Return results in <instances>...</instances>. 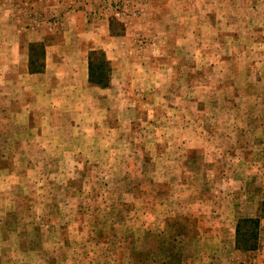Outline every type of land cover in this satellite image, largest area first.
<instances>
[{"label":"rangeland","instance_id":"374dc122","mask_svg":"<svg viewBox=\"0 0 264 264\" xmlns=\"http://www.w3.org/2000/svg\"><path fill=\"white\" fill-rule=\"evenodd\" d=\"M6 23L53 75L0 113V264H264V0H0Z\"/></svg>","mask_w":264,"mask_h":264},{"label":"crops","instance_id":"0c3cea01","mask_svg":"<svg viewBox=\"0 0 264 264\" xmlns=\"http://www.w3.org/2000/svg\"><path fill=\"white\" fill-rule=\"evenodd\" d=\"M8 13L7 16L2 17L7 21V17L11 14L8 10H5ZM80 14V13H79ZM76 13V17L83 18ZM7 18V19H6ZM84 19V18H83ZM12 20V19H11ZM85 20V19H84ZM82 27H72V29L67 33H72L71 39L68 41L69 45L73 48L79 47V51L84 47L85 36L91 31H95V29L88 24L87 22V30L84 31L86 26V21H83ZM5 29L0 26V113L6 112V107L9 103L16 100H22V93L26 90L28 85L31 88H34L36 91L41 90L43 87L39 82L41 78H46L48 75H53L52 64L48 62V54L46 55V62L43 68H34L37 63L36 56V48L40 47L38 42V38L31 40L29 42L25 41V30L23 27L14 26L12 24H4ZM100 28H107L109 31V22L104 21L99 23ZM69 29V28H67ZM1 34L3 37H1ZM37 35V33H36ZM92 52V53H91ZM75 53L74 55H76ZM93 51H86L79 53L81 57V70L82 73L79 77L80 86L83 83L87 85H92L93 87H98L93 84L96 82L90 79L91 74V62L93 63ZM67 55V54H65ZM65 56H60V58H55V65L61 64L64 62ZM50 61L53 63L52 59ZM64 64V63H62ZM18 69V74H13L11 71ZM30 79V84H29ZM52 81H55L53 79ZM35 91V92H36Z\"/></svg>","mask_w":264,"mask_h":264},{"label":"trees","instance_id":"16d2710c","mask_svg":"<svg viewBox=\"0 0 264 264\" xmlns=\"http://www.w3.org/2000/svg\"><path fill=\"white\" fill-rule=\"evenodd\" d=\"M92 68H93V65H92V62H91V74H90V79H91L92 81L96 82L97 84H101V81H100V80H96V79H94L93 74H92ZM239 232H240V230H239Z\"/></svg>","mask_w":264,"mask_h":264}]
</instances>
